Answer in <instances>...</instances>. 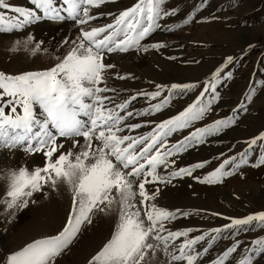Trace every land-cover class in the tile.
Returning a JSON list of instances; mask_svg holds the SVG:
<instances>
[{
    "label": "snow or ice",
    "instance_id": "snow-or-ice-1",
    "mask_svg": "<svg viewBox=\"0 0 264 264\" xmlns=\"http://www.w3.org/2000/svg\"><path fill=\"white\" fill-rule=\"evenodd\" d=\"M107 2L109 0H62V3L31 0L34 8H27L0 0V9H3L0 11V32L24 29L42 19L39 10H42L43 17L52 20L65 19L61 12H66L82 26L76 40L64 41L70 43L67 54L50 68L18 75L0 72V150L20 146L26 153H40L44 157L43 166L10 171L8 191L0 203L7 209H23L35 202L30 200L34 193L43 192L47 186L55 189L60 183L66 184L73 194L62 230L56 235L33 239L8 255L6 264H55L56 258L78 236L82 226L92 223L93 211L108 213L113 210V205L117 206L113 233L88 264H153L158 254L165 258L161 264H199L200 257L217 239L210 236L209 247L197 251L196 246L209 233L188 238L192 229L170 230L166 226L168 223L178 215L187 216L188 213L159 207L155 201L160 189L150 190L146 185L171 183L172 178L190 176L195 169L204 168L207 162L175 171L170 169L167 176L158 172L160 166L169 167L176 163L169 157L186 151L194 143H203L205 135L220 132L234 123L235 118L216 120L195 129L177 143L168 144V136L202 119L213 100L218 98L213 96L206 105L201 103L200 97L209 87L215 91L216 84L209 81L197 101L177 115L155 124L147 134H125L126 130L132 132L142 127L140 123H129V118L159 112L169 99L150 104L140 112L128 111L137 95L154 100L161 96L165 86L156 85V91L137 93L117 102L118 90L107 86L108 77L104 75L115 65L104 61L115 52L164 47L161 43L141 45V41L161 28L159 20L163 16L176 15L178 10H165L164 0H137L136 4L116 14L112 23L83 27L98 18L93 10ZM189 22L190 18L183 21L185 24ZM32 39L29 36L28 42ZM41 43L35 45L33 54L40 50ZM232 59L228 57L227 61ZM220 73L218 68L213 78ZM115 78L128 79L130 74L116 73ZM194 87L195 84H172L169 94L171 90ZM247 98L251 99V96ZM260 140H264V133L250 141L249 149ZM65 141L71 143L70 148H66ZM247 151L241 154V163H247ZM229 163L230 160L225 159L202 182L216 183L230 175L231 172L225 171ZM260 164H264V158ZM247 226L264 229V211L233 218L224 228H236L238 232ZM212 231L220 233L222 229ZM181 237L185 239L177 244ZM240 244L237 240L226 248L213 264H226ZM252 244L254 247L246 249L237 264H253L255 257L264 255V237L252 241Z\"/></svg>",
    "mask_w": 264,
    "mask_h": 264
},
{
    "label": "rangeland",
    "instance_id": "rangeland-1",
    "mask_svg": "<svg viewBox=\"0 0 264 264\" xmlns=\"http://www.w3.org/2000/svg\"><path fill=\"white\" fill-rule=\"evenodd\" d=\"M24 1L26 2L20 0L17 3L16 0H9V3L22 7L28 3L30 8H34L31 0L26 3ZM57 2L62 3V0ZM136 3L137 0H109L93 10V14H99L98 18L83 27L112 23L116 14ZM163 7L165 10L175 8L178 11L176 15L163 16L159 20L161 28L141 41V45L161 43L164 47H149L147 51L130 49L124 52L126 57L119 64L115 61V66L129 70V62L141 72L137 76L139 79L133 82L127 93L124 92L127 95L151 93L156 91V85L165 86L161 96L154 100L137 95L128 111L140 103L148 107L165 98L169 99V103L159 112L129 118V123H140L142 129L132 132L126 130L125 134H147L155 124L177 115L197 101L209 81L216 84L215 91L209 87L205 95L200 97L201 103L205 105L213 96L218 97L213 100L210 110L202 119L168 136V144H175L195 129L206 127L216 120L234 117L235 122L218 133L205 135L203 143H194L186 151L169 157L174 158L176 163L169 167L160 166L158 172L167 176L170 169L175 171L207 162L204 168L195 169L190 176L172 178L171 183L158 182L146 187L150 190L157 187L160 189L155 201L159 207L169 211L178 208L181 212L188 213L187 216L178 215L168 223L166 226L170 230L192 229L188 238L209 233L205 240L198 243L197 251L209 247L210 236L217 237L211 242L209 251L200 257L199 264H213L226 248L239 240L240 247L226 262L237 264L245 255L246 249L254 247L252 241L264 237V229L260 227L247 226L245 230L238 232L236 228H224L233 218H244L264 211V164H260V160L264 158V140L258 141L249 149L250 141L264 133V0H164ZM38 14L42 16L38 21L47 20V17H43L42 10ZM185 18H190V22L183 23ZM71 23L72 27L62 36L49 29V36L43 31L39 40L33 38L31 42L28 39L21 40L22 42L19 39L8 40V36L0 35V70L15 74L18 69L26 68L32 58L52 66L60 62L70 47V43L66 44L64 41H74L80 35L82 26L74 20ZM35 42L42 43L40 50L33 54ZM228 57L233 58L231 62L227 61ZM8 60L11 61L6 62ZM109 61L110 58L104 62L113 64ZM218 68L221 73L214 79L213 73ZM30 71H21L15 75ZM108 72L104 73L108 77V85H123L121 81L124 80L115 78ZM172 84H195L196 87L171 90L170 95ZM80 142L84 143L82 138ZM65 143L66 148L71 147L70 142ZM17 147L11 150L14 151ZM246 150L247 163H241V154ZM31 155L33 154L24 153L14 168L7 169L4 158L0 155V200L5 199L8 191L10 171L21 167L31 170L35 166H43V155L33 159ZM225 159L230 160L225 171L231 174L222 177L220 182H202ZM14 160H18V157H14ZM237 164L239 167H236ZM72 195L69 187L60 183L55 189L47 186L43 192L34 193L30 200L35 202H30L26 208L7 209L5 204L0 203V264H6L8 255L20 250L33 239L58 234L69 215ZM116 209L117 206L113 205V210L108 213L94 210L91 214L92 223L82 226L78 236L56 258L55 264H88L89 259L110 239L117 223ZM217 228L222 231H212ZM183 239L185 238H178L177 244ZM164 259L158 254L153 264H161ZM253 264H264V255L255 257Z\"/></svg>",
    "mask_w": 264,
    "mask_h": 264
},
{
    "label": "bare ground",
    "instance_id": "bare-ground-1",
    "mask_svg": "<svg viewBox=\"0 0 264 264\" xmlns=\"http://www.w3.org/2000/svg\"><path fill=\"white\" fill-rule=\"evenodd\" d=\"M16 1H17V3L20 2V0H16ZM26 2H27V0H26ZM23 4L24 3H22V5ZM18 5L19 4H17V6ZM24 7L30 8V5L28 3H26L24 5ZM0 11H3V9H0ZM61 14L65 16V19H63V20H52V19L47 18L48 21L42 20L41 22L37 20V21H34L33 23H31L30 25L26 26L24 29L13 30L11 32H0V33H2L0 35L8 36V40L11 39L14 41H15V39H19V41L24 40V39L26 40V39H28L29 36L33 37L35 40H39L41 37V33L43 31H44V34L46 36H49L48 30L50 29L53 33H56V34L62 36L63 34H65L67 32V30L70 27H72L73 23H71V22L73 21V19L70 18L66 13H61ZM94 15L98 16L99 14H97V12H96V13H94ZM74 24H76V23H74ZM76 39H77V37L75 38V40ZM8 40H7V42H9ZM11 42H13V41H11ZM35 45H36V42H35ZM31 46H32V44H31ZM16 55H14V57H16ZM125 57H126L125 53L116 52V53H112V54L108 55V57H106V59L108 61V59L110 58L109 62H111L115 65V61L119 64V62L122 61L123 59H125ZM32 59L33 60L29 61V64L26 66V68L18 69L17 70L18 72H16V73H19V72L25 71V70L30 71V69L32 71H34V70L41 71V70H46L52 66L51 64L41 63L39 60L37 61L36 58H32ZM10 61L11 60H8L6 62H10ZM130 61H132V59H130ZM128 66L130 68L129 70L115 66L117 68L110 69V72H108L109 74L113 75L114 77H115L116 73H119L120 75H129L130 74V78L123 79L124 81H121V83L123 84L122 86H118V85L112 86V85L107 84V86L109 88H114V89L118 90L119 97L117 98V102H119L120 98L128 99L131 96H133V95H127L125 93H127L128 88H131V86L133 85V82L137 81V79H139L137 76L141 75V72H139V70L135 69L134 66L132 65V63L128 62ZM0 72H3L5 74H10V75L16 74V73L11 74V72L1 71V70H0ZM140 82H142V81H140ZM176 91H178V90L176 89ZM108 94H109V96L113 95V93H106V95H108ZM142 104H143V106H141ZM145 107H147V106L144 105V103H140V104H138V106L137 105L134 106L131 109V111L137 110V112L138 111L140 112ZM16 150L12 151L11 149L9 150L8 148H4V149L0 150V155L3 156V158H4V163H5L6 169L7 168H14L19 163V161L23 158L22 156L24 155V153H26L22 150V148L20 146H18ZM40 155H42V154L36 153V154L31 155V156L33 159V158L39 157ZM14 157H18V160H14Z\"/></svg>",
    "mask_w": 264,
    "mask_h": 264
}]
</instances>
